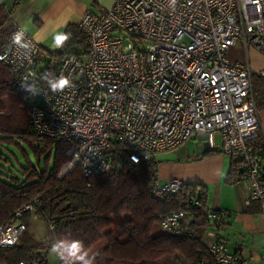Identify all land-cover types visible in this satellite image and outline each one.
<instances>
[{"label":"built area","instance_id":"1","mask_svg":"<svg viewBox=\"0 0 264 264\" xmlns=\"http://www.w3.org/2000/svg\"><path fill=\"white\" fill-rule=\"evenodd\" d=\"M78 27L87 48L58 64L55 76L72 81L62 92L39 85L40 46L26 31L30 50L13 44L18 25L0 52L21 85L40 90L30 107L35 147L45 149V140L73 145L58 178L75 166L88 178L122 162L137 165L200 137L209 151L233 160L245 206L256 201L264 215V166L252 146L260 121L247 60L249 50L264 56V0H115L108 10L84 13ZM238 42L244 62L229 57ZM185 185L161 182L156 174L151 193L164 199ZM28 210L32 204L15 215ZM186 215L183 207L173 210L159 228L177 233ZM205 215L215 224L226 217L210 209ZM24 231L19 221L0 225V250L14 246ZM208 253L214 264H247L220 241Z\"/></svg>","mask_w":264,"mask_h":264},{"label":"trees","instance_id":"2","mask_svg":"<svg viewBox=\"0 0 264 264\" xmlns=\"http://www.w3.org/2000/svg\"><path fill=\"white\" fill-rule=\"evenodd\" d=\"M15 4H0V52L13 31L11 13ZM63 32L72 35L62 48L44 52L40 48V86L47 85L42 77L56 75L58 64L67 56L80 58L86 52V38L78 26L68 25ZM251 81L259 110L264 108V77L252 74ZM32 102L30 94L0 62V225L14 221L25 225L16 244L0 250V264L33 261L50 264L47 253L59 240L80 241L84 246L82 251L102 243L96 250L95 264H214L208 247L201 240L209 223L203 186L186 183L180 191L164 199L155 198L151 193V181L158 167L155 158L141 160L137 165L122 162L113 171L88 178L75 166L63 178H58L60 169L72 158L73 145L45 140V149L35 147L37 136L30 122ZM21 143L30 147L36 157L44 156L46 161L54 153L53 168L41 170L28 166L19 177L4 174L2 167L8 163L6 147ZM252 146L264 166L262 134L258 133ZM214 153L219 152L210 151L205 155ZM233 165L231 159L226 179L229 185L241 181ZM194 200L199 206H194ZM27 204H32V210L17 217L15 213ZM181 207L187 210V223L181 222L177 233L162 231L159 228L161 217ZM246 208L261 212L256 201ZM32 217L39 218L45 226L48 237L45 244L30 231ZM117 218L121 220L120 225ZM58 264L69 263L61 259Z\"/></svg>","mask_w":264,"mask_h":264},{"label":"crops","instance_id":"3","mask_svg":"<svg viewBox=\"0 0 264 264\" xmlns=\"http://www.w3.org/2000/svg\"><path fill=\"white\" fill-rule=\"evenodd\" d=\"M115 0H5L14 5L11 20L14 25L25 31L39 44L42 52L55 50L53 36L63 32L68 25L78 26L86 12L98 13L112 7ZM37 35L39 38L37 39ZM250 51V50H249ZM248 51V53H249ZM253 52V74L264 71V56ZM260 132L264 135V108L258 110ZM202 146L185 143L173 150L177 151V160L173 163L158 165L157 176L161 182L178 179L187 184L203 186L206 190V207L214 211H223L226 217L218 226L209 222L202 232L201 240L208 247L211 243H224L228 252L238 255L247 264H264V215L258 210L247 211L245 206L246 189L243 185H229L226 182L231 161L220 153L208 154L203 139ZM205 155V156H203ZM156 159V158H155ZM158 163V162H157ZM188 217L183 219L187 223ZM88 250L96 254L102 246Z\"/></svg>","mask_w":264,"mask_h":264},{"label":"rangeland","instance_id":"4","mask_svg":"<svg viewBox=\"0 0 264 264\" xmlns=\"http://www.w3.org/2000/svg\"><path fill=\"white\" fill-rule=\"evenodd\" d=\"M251 51L252 50H250L249 53L247 54V60L248 61L250 60V65L253 67L254 57H253V52ZM229 57L231 60H238L242 62L245 61L246 57L242 51V48L239 42L236 44L235 47L230 49ZM35 97L36 96L30 95L31 102L33 101ZM216 140H217V137H216ZM186 144L188 145V147H192L191 145H196L197 147L202 146V142L195 138L187 141ZM6 149L7 151L5 152V154L8 158V163L4 164V166L2 167L3 173L6 175H13L15 177H19V174L21 173V171L28 166H33L41 170L51 169L54 166V153H52L49 159L46 161L44 156H40L39 158L36 157V155H34L31 148L28 147L24 143H21L19 146L10 145V146H7ZM176 152L177 151H167V152L157 154L155 158H156V161L158 162V165L161 166L166 163L176 162L177 160ZM220 155L225 156L230 163L231 158L229 156L224 155V154H220ZM116 221H117V225H120L121 223L120 218H117ZM30 222H31V225H30L31 233H33L34 236L39 241H41V243L45 244L47 242L48 237L46 235V229H45L43 222L37 217H32ZM117 229H118V226H117ZM91 256L92 254L89 255V257ZM61 259H63L65 262L69 264H82L81 261L76 260L73 256L69 255L67 252L63 250L59 254L52 253L51 251L47 253V261L50 264H58L59 262H61Z\"/></svg>","mask_w":264,"mask_h":264},{"label":"clouds","instance_id":"5","mask_svg":"<svg viewBox=\"0 0 264 264\" xmlns=\"http://www.w3.org/2000/svg\"><path fill=\"white\" fill-rule=\"evenodd\" d=\"M176 0H173V4ZM70 32H60L53 36V47L62 48L66 42L71 38ZM37 39L39 36L37 35ZM12 42L18 45L20 48L25 50H30V42L25 40V29L22 27L12 37ZM42 79L47 83L48 88L52 92H62L64 89L72 87V81L68 76L61 74L60 76H55L52 74H45ZM25 91H27L31 96H36L40 94V90L35 84L21 85ZM83 244L80 241L59 240L54 243L50 249L52 253L59 254L62 250L67 252L69 255L73 256L76 260L81 261L82 264H95V254L91 257L88 255V251H82ZM63 258V257H62Z\"/></svg>","mask_w":264,"mask_h":264}]
</instances>
